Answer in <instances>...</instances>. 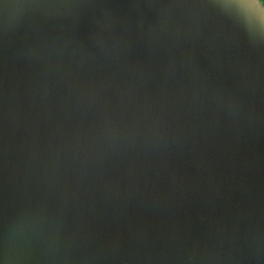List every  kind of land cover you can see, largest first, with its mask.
I'll return each mask as SVG.
<instances>
[{
	"label": "water",
	"instance_id": "1",
	"mask_svg": "<svg viewBox=\"0 0 264 264\" xmlns=\"http://www.w3.org/2000/svg\"><path fill=\"white\" fill-rule=\"evenodd\" d=\"M264 29L161 0H0V264H264Z\"/></svg>",
	"mask_w": 264,
	"mask_h": 264
},
{
	"label": "snow or ice",
	"instance_id": "2",
	"mask_svg": "<svg viewBox=\"0 0 264 264\" xmlns=\"http://www.w3.org/2000/svg\"><path fill=\"white\" fill-rule=\"evenodd\" d=\"M100 0H61L68 6L86 7L99 3ZM146 7H152L161 0H139ZM170 2L191 8H228L235 16L244 19H253L264 29V3L261 0H170ZM264 55V53H262Z\"/></svg>",
	"mask_w": 264,
	"mask_h": 264
},
{
	"label": "clouds",
	"instance_id": "3",
	"mask_svg": "<svg viewBox=\"0 0 264 264\" xmlns=\"http://www.w3.org/2000/svg\"><path fill=\"white\" fill-rule=\"evenodd\" d=\"M262 3H264V0H261Z\"/></svg>",
	"mask_w": 264,
	"mask_h": 264
}]
</instances>
